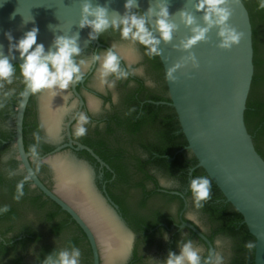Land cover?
I'll use <instances>...</instances> for the list:
<instances>
[{"label": "water", "instance_id": "95a60500", "mask_svg": "<svg viewBox=\"0 0 264 264\" xmlns=\"http://www.w3.org/2000/svg\"><path fill=\"white\" fill-rule=\"evenodd\" d=\"M84 2L85 0H0V54L7 56L12 64H22L20 53L10 51V48L33 27L39 28L37 42L44 45L46 52L55 50L54 42L59 36H78L81 52L92 44H100L99 38L104 32L97 34L96 39H91L92 29L80 27ZM90 2L94 7H107L110 17L114 14L123 16L126 12V0ZM157 3L158 0H138V7L133 8L132 12L146 13L150 6ZM195 3L196 0H168L171 19L178 25L172 41L161 40L159 45V58L164 67L171 100L169 104L174 107L187 139L186 149L196 157L198 166L206 171L226 200L242 214L250 233L256 239L255 264H264V158L256 148L245 118L255 75L251 15L243 0H229L226 5L232 10L229 23L243 34L240 43L233 45L231 49L221 48L219 28H213L207 34V40L185 50L181 42L190 38L192 31L180 21L179 13L189 11L196 16L201 26H206L203 12L196 11ZM14 13L15 19H12ZM149 20L155 30L156 18L149 17ZM7 33H11L12 41H9ZM154 34L160 38L159 31ZM116 44L128 59L134 58L138 49L137 42L124 40L117 34ZM193 55L198 67L193 65ZM176 65L180 67L173 73L175 81L168 80V71ZM112 81H115L113 88L120 97L122 87L118 80ZM19 82L14 76L11 84L5 83L0 89V98L5 93H15ZM94 85L100 89L106 86L101 84L100 75L95 79ZM72 86L74 92L80 96L76 83ZM31 97V93L21 96L16 109V120L0 115V129L3 132H13L15 124L18 154L17 157L11 147L2 150L0 169L13 179L23 178V172L27 175L32 173V186L57 203L83 229L92 247L94 264H100V250L106 264H125L135 248H138L144 257L142 264H164L158 254L157 245L139 240L138 234L118 211V206L100 191L96 184L94 166L77 155V151L86 150L101 164H105L92 148L72 138L71 124L76 116L68 122L65 120L69 97L67 90L58 91L55 97L45 90L38 96L42 136L55 147L51 153L39 155L38 159L43 162L39 161L38 171L44 180L50 182L53 189L40 178L32 165L33 159L26 150L24 140V120ZM90 102L94 109L98 107L95 99H90ZM64 130L66 135L63 134ZM66 136L68 142L64 141ZM16 157L21 162L22 170L13 165L12 160ZM35 166L37 168V161ZM156 174L166 186L179 185L178 180L166 171L158 170ZM132 193L137 196L139 191L132 190ZM155 202L159 203L161 200L157 199ZM189 216L205 230H211L212 222L209 216L201 208H196L195 204L192 205ZM23 220L42 234H48L41 213L28 202L25 203ZM181 227H188L197 233L208 244L212 259L215 260L216 252L212 242L195 225L184 223ZM73 233L74 230L68 234ZM50 238L61 250L69 248L65 246L62 238ZM216 241L218 255L223 257V264H229L236 253L234 238L221 234ZM193 247L201 252L197 243L193 242ZM79 249L82 261L85 250Z\"/></svg>", "mask_w": 264, "mask_h": 264}, {"label": "flooded vegetation", "instance_id": "af4514ba", "mask_svg": "<svg viewBox=\"0 0 264 264\" xmlns=\"http://www.w3.org/2000/svg\"><path fill=\"white\" fill-rule=\"evenodd\" d=\"M134 12L140 13V11ZM117 34H120L119 31L109 28L107 31L101 34L99 38L100 44L90 45L85 50H83L78 57H76L78 61H85V64L82 66V68L86 73V76L79 84H76V90L80 96L74 92L72 85L69 87V89H67L69 97L66 105L67 112L65 120L68 122L73 116H76L75 121L71 124L72 138L86 146H89L86 143L87 141L95 142L98 147L105 148L104 151H107L108 155L111 157L115 155V150L118 146L117 140L120 138L123 147L126 149L127 158L129 160V163H126V176L118 177L112 164L109 163L107 159L102 157V155H100V153H98V151L93 148L92 149L94 152L105 163L104 165L96 160L88 151L87 152L94 160L83 154V152L86 150H80L76 153L80 158L89 161L94 166L96 171V184L98 188L104 193L106 197L110 198L118 206V211L122 215L124 214L123 212L126 213L127 218H125L124 215L123 217L126 219L128 224L130 225L131 222L129 220L131 219V221L141 222L142 229H148V232L134 231L138 234L137 238L139 240L142 239L147 244L157 245L158 254L164 261V264L168 258L169 252H176L179 254L180 245L188 240H191L192 243H197L201 247L200 255L202 258L207 257L211 253L208 244L197 233L188 227H181L184 223H192L195 225L197 229L200 230L212 242L217 256L218 245L216 239L222 233L216 232V227L214 226L210 215L201 208L209 216L212 222L211 230L208 231L205 230L195 219L189 216V211L191 210L194 201L192 195H189L188 189L182 186L181 180L175 177L178 180L179 185L173 187L162 184L159 176L156 174V171L158 170L165 171L161 167L149 166V174L153 175L154 178H146L145 173L137 168V161L135 160L141 158L144 161H148L150 156L145 152L140 144L130 141L131 138L127 132L119 129V118L126 119L128 115L129 117H132V115L135 113L136 117H139L144 109V106L147 104H155L158 107L165 105L170 107L173 106L169 104L171 100H168L170 99L168 86L166 83L164 67L159 56L158 59L153 60V58H150L145 54L144 46L137 42L138 49L134 54V58L132 60L128 59L116 44ZM109 48H114L115 51L119 53V55L123 58L122 67L132 72V75H130L128 78L118 80L123 90L120 97L117 94V90L113 87L106 85L104 88L100 89L94 85L95 79L100 75V63H93V58L97 54L102 55ZM160 65L162 68L161 70ZM15 76L20 81L19 87L15 93L9 92L11 95H17L20 93L24 85L23 78L20 75L19 70H17ZM113 79H115L114 76L108 77L110 82ZM38 96L39 94L32 95L27 106L26 114L28 121L30 122L34 117V113H36L41 129V140L39 142V146L44 143L50 146L53 151L55 147L42 136V126L39 121ZM3 98L4 94L1 96L0 100ZM90 99H95L98 102V107L96 109H89L88 104L90 103ZM11 109L12 107L8 108V112L0 115L9 116L16 120V114L14 115L10 113ZM80 112L86 113L90 122L86 125L88 129L87 135L77 139L74 137L73 133L74 126ZM28 130H30V126L28 127ZM147 130V132H150L152 129L149 128ZM1 132L5 133L2 130ZM63 134L66 135V130L63 131ZM9 135L11 136L6 138L0 137V141L2 142L0 152L11 147L14 148L17 154L15 143V124L14 131L9 133ZM35 135L36 134L34 132L31 133L30 139L34 144H37ZM64 141H69L67 136L65 137ZM101 142H104V144H101ZM186 147L178 152H182L184 150L190 151L186 149ZM189 156H193L191 151ZM17 157L13 159L12 162L18 163L16 167H19L22 170L21 162ZM38 160L43 162L42 159ZM44 164L49 167L46 163ZM32 165L36 171L37 168L35 166L34 160L32 161ZM197 168L202 167H199L197 163L191 167L189 174L192 175L194 170ZM23 173L25 176H27L26 172ZM37 174L51 189H53L50 182L44 180L40 173ZM141 182L145 183L146 191H144L142 187L138 186V184ZM24 186L29 187L30 192L25 194L19 201H0V207H4L5 205L8 207H13L17 212L16 216L10 219L4 218L3 216L0 217V228L4 229L6 232L5 237L0 233V242H2L5 246L2 247L0 244V264H43V261L49 254H52L54 251L58 252L61 250L59 245H57L50 238L51 236L62 238L65 246L71 248L73 246L69 245L68 240L76 235L80 237L81 241L78 245H75V247L83 248L85 250L81 264H94L92 247L83 229L81 228L82 230L77 232L75 225L70 226L73 218H67V228L65 231L61 235L54 234L51 230L53 223L48 221L47 218V214L49 212L54 210L56 211V209L53 207V200L50 198V200H48L47 196L43 193L45 196H42L41 200L46 202L45 207H35L31 204L28 198L41 196L42 192L32 186L31 180L27 181ZM33 189L36 191L32 192ZM132 190H138V195H133ZM157 199H160L161 202L156 203L155 201ZM221 201L223 200H218V202ZM26 202L30 203L39 213H41L42 218L46 222L48 234H42L28 222L23 220ZM61 218L62 217L59 216L55 219V221H59ZM148 222L154 223L155 226L152 229H149L146 225ZM17 227H19V229H17ZM28 230L34 234L27 233ZM72 230H74L75 233L68 234L69 231ZM146 233L152 236L148 238ZM15 236L18 237H16L11 242L6 241V237L13 238ZM165 237H167V239H165ZM16 241L20 242L15 244ZM104 259L105 258L103 256L102 250H100V264H106ZM143 260L144 257L140 254L138 248H135L131 258L129 259L128 257L125 264H142Z\"/></svg>", "mask_w": 264, "mask_h": 264}, {"label": "clouds", "instance_id": "9594fccd", "mask_svg": "<svg viewBox=\"0 0 264 264\" xmlns=\"http://www.w3.org/2000/svg\"><path fill=\"white\" fill-rule=\"evenodd\" d=\"M229 0H196L194 7L196 11L203 12V21L206 26H201L195 15L189 11L179 13L180 21L191 28L192 36L181 42L183 49H191L200 41L207 40V34L213 28H219L221 37L220 47L231 49L233 45H238L242 38L236 28L229 23L232 10L227 7ZM138 7V0H126V12L123 16L114 14L109 16V10L104 6H93L90 0H85L82 5V19L80 27H89L91 39H96L97 34L107 31L109 28L119 31L124 40L138 42L145 48V54L150 58L160 56L159 45L161 40L171 42L178 25L171 19L168 0H158L154 6H150L146 13L132 12V9ZM258 8L264 10V0H258ZM149 17L156 18L155 30L153 29ZM15 19V13L12 16ZM27 22V21H25ZM159 31L160 38L154 34ZM39 28L33 27L28 31L18 43L11 45L10 51H18L23 63L19 65V72L23 78L25 90L20 93L22 97L29 93L32 95L42 94L47 90L52 97L58 94V91H65L73 84H79L86 76L82 66L84 60H77L81 53L77 37L59 36L55 39V50L47 51L43 44L37 42ZM9 41L13 40L11 33H7ZM122 57L114 48L107 49L102 55L97 54L93 58V63H100L99 74L101 84L114 87L115 81L110 82L109 76H114L116 80H123L132 75V72L122 67ZM194 66L198 67L196 57H191ZM180 65H176L167 73V79L175 81L173 73ZM17 72L7 56L0 54V89L4 84H11L13 77ZM11 93H5L6 100ZM5 106L4 101L0 100V108ZM89 109L94 105L90 102ZM89 117L86 113L80 112L74 126V137L79 139L87 135L86 125L89 123ZM37 144L30 146V154L34 161H37V171L39 170V151L38 146L41 137L35 135ZM32 179V173H29L17 184L16 195L14 199L19 201L24 195V184ZM194 204L196 208H203L205 202L211 199V181L206 176H197L192 178L189 184ZM8 206L0 208V214L7 213ZM167 239V237H165ZM246 248L253 249L255 244L249 242ZM110 250V248L108 249ZM81 251L78 247L65 248L60 251H54L49 254L43 264H81ZM165 264H223V257L217 255L212 259L211 253L202 258L200 253L193 247L191 240L183 242L180 245V252H169Z\"/></svg>", "mask_w": 264, "mask_h": 264}, {"label": "trees", "instance_id": "16d2710c", "mask_svg": "<svg viewBox=\"0 0 264 264\" xmlns=\"http://www.w3.org/2000/svg\"><path fill=\"white\" fill-rule=\"evenodd\" d=\"M249 9L253 32H254V49H255V75L252 83L251 92L248 98L247 110L245 114L246 123L249 129V132L252 134L256 148L258 152L264 158V10L258 8V0H243ZM158 59V57L153 58V60ZM19 70L20 63L13 64ZM159 65V64H157ZM160 65V70H161ZM25 89L23 85L21 92ZM20 93L17 95H10L6 100L3 98L5 106L0 108V114L8 112V108L12 107L10 110L11 114H16V107L20 100ZM170 100V99H168ZM30 126V130L28 127ZM119 129L124 130L130 136V141L140 144L143 147L146 153L150 156L148 161H144L141 158H136V166L138 169L143 171L146 175V178L153 179V175L149 174L148 167L158 166L164 169L167 173L173 177L179 178L182 182V186L188 189L189 195L191 192L189 190V184L192 178L197 176H206L211 181V199L205 202L204 207L202 208L207 214L210 215L214 226L216 227L217 233H222L231 236L235 241V256L229 264H255V248L248 249L246 244L252 242L256 245L255 237L250 233L247 224L244 222V217L242 214L224 197L221 190L218 186L209 178L208 174L203 168H197L194 170L193 174L190 175L191 167L198 163L196 157L189 156L190 151H182L187 145V139L182 131V128L179 123L177 113L173 107L170 106H156L155 104H147L144 106L143 111L139 117H136V113L132 117L126 119H118ZM151 128L150 132H147ZM39 134L41 137V129L38 123L36 113L32 121H28L27 114L25 116V145L28 152L30 146L34 145L30 139L31 133ZM11 136L7 133H2L0 130V137ZM87 145L95 149L108 160L109 163L115 168L118 177H125L126 173V163H129L127 158L126 149L122 145L120 138L117 140V148L115 150V155L112 157L108 155L107 151H104L105 148H100L95 142L87 141ZM104 144V142H101ZM2 147V142L0 141V150ZM38 151L40 156L52 151V148L44 143L38 146ZM83 154L91 157V155L84 151ZM135 158V157H134ZM92 160H94L92 158ZM134 161V160H132ZM15 162V161H14ZM18 163H13L16 166ZM37 171V169H36ZM37 173H39L37 171ZM9 178L2 170H0V201L2 202H15L14 196L16 195L17 184L23 180ZM138 186L142 187L145 190V183L141 182ZM24 193L27 194L30 192L29 187L24 186ZM42 196H45L41 193V196L28 198L31 204L35 207H45L46 202L41 200ZM48 200H50L47 197ZM222 199L223 201L218 202ZM53 202V207L56 211L49 212L47 214L48 221L52 222V232L56 235H61L67 228V218H72L70 214L64 211L57 203ZM2 208V207H0ZM9 211L7 213L0 214V217L12 218L16 216L17 212L15 208L8 207ZM124 217L127 218L126 213L123 212ZM62 217L61 220L55 221L57 217ZM131 227L136 232H148L147 230L142 229V224L139 221H131ZM71 225H75L77 232L81 231V227L73 219ZM149 229H152L155 224L148 222L146 224ZM69 226V227H70ZM11 230V229H9ZM0 233L5 237L6 232L4 229L0 228ZM27 233L34 234L29 231ZM147 237H151L148 233ZM16 237L7 238V242H11ZM38 238V237H35ZM81 239L79 236L71 237L68 242L69 245L75 246L80 243ZM20 241H16L15 244H18ZM2 247H5L2 242H0ZM12 246V245H11Z\"/></svg>", "mask_w": 264, "mask_h": 264}]
</instances>
